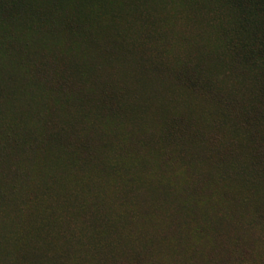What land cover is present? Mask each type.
<instances>
[{
  "label": "rangeland",
  "instance_id": "rangeland-1",
  "mask_svg": "<svg viewBox=\"0 0 264 264\" xmlns=\"http://www.w3.org/2000/svg\"><path fill=\"white\" fill-rule=\"evenodd\" d=\"M234 20L0 0V264H264V62Z\"/></svg>",
  "mask_w": 264,
  "mask_h": 264
},
{
  "label": "trees",
  "instance_id": "trees-1",
  "mask_svg": "<svg viewBox=\"0 0 264 264\" xmlns=\"http://www.w3.org/2000/svg\"><path fill=\"white\" fill-rule=\"evenodd\" d=\"M232 6L234 32L247 35L243 51L254 61L264 62V0H232Z\"/></svg>",
  "mask_w": 264,
  "mask_h": 264
}]
</instances>
